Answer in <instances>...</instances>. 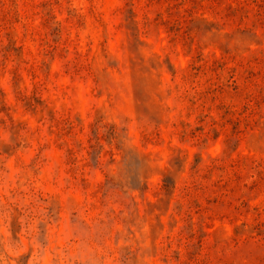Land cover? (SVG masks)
<instances>
[{"label": "rangeland", "instance_id": "1", "mask_svg": "<svg viewBox=\"0 0 264 264\" xmlns=\"http://www.w3.org/2000/svg\"><path fill=\"white\" fill-rule=\"evenodd\" d=\"M0 264H264V0H0Z\"/></svg>", "mask_w": 264, "mask_h": 264}]
</instances>
